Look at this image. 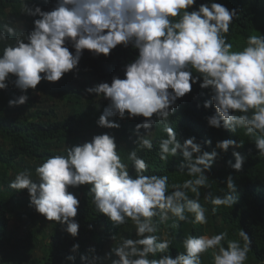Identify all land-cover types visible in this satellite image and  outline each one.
<instances>
[{"label": "trees", "instance_id": "1", "mask_svg": "<svg viewBox=\"0 0 264 264\" xmlns=\"http://www.w3.org/2000/svg\"><path fill=\"white\" fill-rule=\"evenodd\" d=\"M192 1L205 18L184 32L226 54L186 63L191 99L175 110L139 83L156 48L134 47L185 14L178 0H0V264H193L177 251L202 216L229 223L234 264H264V162L225 156L250 143L264 158V2L213 16L217 0ZM159 36L194 53L176 31ZM107 120L124 147L114 162L100 152Z\"/></svg>", "mask_w": 264, "mask_h": 264}, {"label": "clouds", "instance_id": "2", "mask_svg": "<svg viewBox=\"0 0 264 264\" xmlns=\"http://www.w3.org/2000/svg\"><path fill=\"white\" fill-rule=\"evenodd\" d=\"M175 1L176 0H172ZM197 3L192 0H178L177 4L179 6V10L183 11L185 14H179L177 18H174L172 20L173 23L169 25H159L156 23H151L147 26V33L145 36L147 37V40H142L137 42L135 45L136 50H142L143 52L146 50V48H156V51L154 53V58L151 59V64L153 66V70L142 80H139L140 84H143V91L146 92L147 88L152 91L150 94L153 98H159L161 101L167 100L168 103H170L172 106L171 108L175 110H180L184 106L188 105V100L191 99V92H192V80L189 74V71L186 67L187 62H198V57H202L204 55H219L221 57H224V54H226L222 48L223 44L220 42L214 43L213 40L208 41L207 40H198L193 35H190L188 33L184 32V29L186 28H192L194 25H200L199 22L202 23V18L204 17L203 10H201L190 7L189 2ZM201 4L202 1L198 0ZM247 3H250L248 1L251 0H245ZM258 2H264V0H256ZM189 3V4H188ZM233 3L229 0H226L225 2H218L216 1L215 4H209L204 7V10H206L207 13L213 15V16H223L225 14H228L230 9L232 8ZM169 28L171 31H176L177 33V40H180L181 43L183 42H190L192 47H194V53L188 50H184L182 46L181 48L174 47L172 44L170 48L165 49L162 47L158 41L161 39L159 36V33L162 29ZM246 40L250 41H257V38L255 36H252L248 34L245 37ZM222 44V45H221ZM264 45V41L260 44V47ZM259 47V48H260ZM253 51V50H251ZM226 56V55H225ZM178 59H181V63L178 62ZM125 84V83H124ZM90 87V86H87ZM264 89V79L261 81V85ZM88 90V89H87ZM260 103L264 107V97L262 95L259 96ZM230 107L227 106L226 108L220 110L218 113L223 119L224 117L228 116L227 109ZM202 112H210L208 110V103L204 102L202 105H200ZM124 109L128 110V115L130 118L134 117L135 112L131 110L127 105L124 106ZM185 111V109H184ZM211 113V112H210ZM225 119V123H226ZM104 130H105V137L100 142L101 147L104 149V145L109 143L111 145V149L109 150L110 158H112L113 161H116L113 158V155L111 152L116 151L119 148H124L121 146L118 142L120 139L119 136L115 135L116 130L118 129L119 124H115L111 121H106L104 123ZM153 131V130H152ZM154 132V131H153ZM155 133V132H154ZM142 134H149L151 135V131L147 130L146 132ZM116 144V146H115ZM243 146L246 149L243 151ZM98 151H100L98 149ZM105 152V151H100ZM181 152L178 153V148L173 149L168 152V159L172 158L174 161H180L183 160L185 155L179 156ZM253 155L258 160H261L264 162V158L262 156V153L257 151L252 144L250 143H240L235 145V147L230 151L225 153L226 158L228 156L230 157V164L234 168H238L240 170H248L253 169L254 165L257 163L255 161L252 164L253 161ZM246 157H251V160L248 162L246 161ZM258 184L256 196L258 197V201L263 198L264 199V178L261 182H256ZM219 204V200L214 201L212 207H217ZM260 205L262 203H258V206L260 208ZM264 208V206H263ZM155 214L148 213L147 217L148 220H156L158 216L154 217ZM191 217V216H190ZM190 217L185 220V224H187L190 220ZM180 219L178 220L179 223ZM193 227V230L186 235L182 239V246L181 249L177 251L178 253H181L184 257H187L191 254L197 253L198 254V261L193 264H226V261H229L234 264V260L231 255L234 254L236 259H240L239 256L236 254L235 249L238 248V246L232 247L229 243V238L226 235V231L228 230V224H225L221 222L220 220H213V219H207V217L202 216L200 221H197L195 223L190 224ZM168 245L173 246L172 242H166ZM176 247L177 244L174 243ZM174 247V246H173ZM223 258V262H221V259ZM216 262V263H215Z\"/></svg>", "mask_w": 264, "mask_h": 264}, {"label": "rangeland", "instance_id": "3", "mask_svg": "<svg viewBox=\"0 0 264 264\" xmlns=\"http://www.w3.org/2000/svg\"><path fill=\"white\" fill-rule=\"evenodd\" d=\"M41 100H43V97H35V101L36 102H40ZM104 149H105V152H102L103 155L106 156V157H109L108 158L109 162H114L112 160V158H110V154H109L110 153L109 150L111 149V145L109 143L105 144L104 145ZM43 217H44V215H41V218H43ZM221 262H223V258L221 259Z\"/></svg>", "mask_w": 264, "mask_h": 264}]
</instances>
